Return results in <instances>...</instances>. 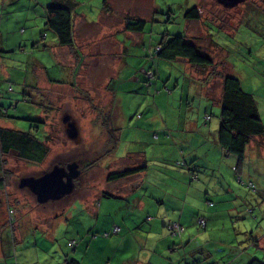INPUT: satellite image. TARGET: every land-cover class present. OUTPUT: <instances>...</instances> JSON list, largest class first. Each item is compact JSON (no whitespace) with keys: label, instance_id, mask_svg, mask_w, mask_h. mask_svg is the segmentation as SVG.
<instances>
[{"label":"rangeland","instance_id":"rangeland-1","mask_svg":"<svg viewBox=\"0 0 264 264\" xmlns=\"http://www.w3.org/2000/svg\"><path fill=\"white\" fill-rule=\"evenodd\" d=\"M48 1L0 0V34L17 31V36L21 37L25 30L26 38L34 31V44L30 42V51L21 54L25 63L33 67L34 64L39 66L38 60L40 62L39 72L33 76L34 70L29 66L25 83H9L12 90L9 85L6 87L16 106L11 111L16 120L10 127L39 126L34 122L39 118L29 117L28 113L39 115L46 121L43 134H47L49 146L47 156L40 163L20 160L14 153L6 156L7 167L14 170L15 177L0 189L4 198V202L0 198V204H6L9 199L7 205L12 206L13 201L21 205L34 197L28 187L18 185L20 176L40 175L54 163L73 159L87 161L81 168L96 167L76 178V188L63 196L67 202L52 209L45 220L41 218L42 222L32 219V213L13 220L8 214L7 222L0 223V264H59L66 255L76 257L80 264H128L136 258L153 264H247L252 256L264 259L263 246L254 243L264 232V216L256 217L253 209L255 202L261 200L258 192H254L257 199L247 198L246 209H241L243 199L236 191L227 192L221 211L228 210L230 205L242 211L238 217L235 213L232 219H227L224 227V220L218 218L205 230L198 218L205 219L206 207L200 203L187 205L194 210L196 223L184 226V231L174 236V246L165 239H157L163 234L161 229L148 228V219L159 216L156 211L135 209L126 202L130 196L128 200L132 203L135 186L141 180L137 192L148 190L156 198L162 195L166 200L174 189L171 182H185L186 186L211 182L206 190L202 188L205 205L214 203L208 204L207 200H215V192L224 194L228 190L226 182L245 183L258 176L264 180V145L253 141L247 145L246 154L255 162L250 168L252 175L247 176L245 157L227 151L216 141L224 74L238 78L242 89L253 95L264 121V0H245L231 8L215 0H111L114 8L125 11L119 12L122 16L118 18L121 19L118 25L122 20L145 21L142 30L146 36L145 48L141 50V45L129 38L128 30L125 32L124 27L119 29L114 24L105 35L106 43L100 44L99 54L86 56L79 49L76 57L80 60L74 66L61 54L64 50L59 48L63 47L56 44L54 33L45 25ZM75 2L78 4L74 16L82 17L81 26L88 35L105 31L102 22L91 19L97 16L103 0ZM193 9H197L199 18L187 17ZM114 16L117 14L111 8L110 21ZM173 35H183L186 42L208 55L212 64L204 68L191 64L185 57L167 59L157 54L160 41ZM116 38L123 39L122 43L129 50L114 60L116 45L112 41ZM55 47L61 62L54 56ZM10 70L3 73L4 77L25 72L20 68ZM140 74L144 75V82ZM48 77L57 80L50 83ZM2 85H6L4 80ZM12 101L5 99L2 103ZM66 111L80 126L82 141L79 144L64 133L61 118ZM145 119L150 121V131H142L143 138L140 132L134 131ZM112 146V152H107ZM256 148L262 153L259 157ZM195 156L198 164H195L196 172L191 173L187 165L188 161L194 162ZM238 160L242 162L240 173L236 170ZM139 166L145 169L141 174L134 173L113 182L106 179L109 173ZM86 190L90 194L86 195ZM105 190L110 196H104ZM261 194L260 204L264 210V194ZM103 197L105 201L101 204ZM171 205L163 204V210ZM6 209L5 206V214ZM35 211L36 208L33 213ZM114 223L121 229L108 234ZM204 230L207 233H202ZM229 233L231 244L227 248H233L232 251H224L222 258H217L215 253L209 258L208 247L221 249L220 238H227ZM77 245L80 248L76 249ZM40 248L48 251L38 250Z\"/></svg>","mask_w":264,"mask_h":264},{"label":"crops","instance_id":"crops-1","mask_svg":"<svg viewBox=\"0 0 264 264\" xmlns=\"http://www.w3.org/2000/svg\"><path fill=\"white\" fill-rule=\"evenodd\" d=\"M50 4H60V5H64L67 6L73 13V27H74V39H75V48L73 50H69L68 48H59L64 50L61 54L65 55L66 57H68L70 60V64L72 66L77 65L78 61L80 59H78L76 57V52L79 51V49L82 50L83 55H89L92 54L93 56L98 55L99 52L101 51V47L100 44L101 43H106V33L110 32V27L114 24H116V27H118L119 29H122L124 27V30H126L125 32H127L128 29H126V21L122 20V23L120 25H118V18H121V14L119 12L124 11V10H120L119 8H114V4H112L111 0H106L103 1L102 3V7L99 9L100 11L98 12L96 17L91 16V19L93 20H98L100 22L103 23V25L105 26V31L100 32L97 35L94 34H87L85 32V30L82 28L81 24H82V17L79 15H75L74 16V12H75V8L77 6L78 3L75 2V0H49L46 5H50ZM118 5V4H117ZM114 10L117 14V16H114L111 18L110 21V10ZM125 12V11H124ZM109 16L108 19H105V17ZM77 17H80L79 19ZM117 17V18H116ZM129 33H131V35L129 36L130 39H133L134 44H138L141 45V50H143L145 48V34L141 33L140 31H132V30H128ZM17 31H6L5 33L0 34V46L2 49L7 50L9 53L7 54H3L0 55V92L2 91V97L4 98H8L11 101L13 100L12 98V94H9V91L6 87H8L9 83L12 84H22L25 83L27 81L26 77L27 74H24V72H20L19 74L13 76L12 74L10 76H5L3 75V73H5L6 71H10V69H15V68H20L22 70H24L25 68L23 67V65L25 64L24 61V56L23 54H21L23 47L24 48H29V43L33 42L34 40V31H32V33L27 34L26 38H24L25 35V30L23 31V33H21V37L17 36ZM116 47H115V52H114V57L113 59L116 60L118 58H120L126 50H129L128 47L125 45V43L123 42V39L121 38H116L115 40L112 41ZM140 50V52H141ZM55 51H56V58L59 59L57 57V47H55ZM24 53V52H23ZM59 61L61 62L62 60L59 59ZM118 65L115 64L114 69L117 70ZM192 69L193 66H190ZM36 71L39 72V69L36 68ZM194 71H199L197 69L194 68ZM119 73L121 71H118ZM141 75V74H140ZM143 75V74H142ZM141 75V76H142ZM144 76V75H143ZM143 82L145 80V78H143ZM140 78L137 79V82H140ZM3 80L5 81V87L2 85ZM15 80V81H13ZM43 82V80L41 81ZM14 86V85H13ZM110 87V86H109ZM116 91H121L119 89H117ZM221 94V93H220ZM2 101H4L3 99H1V103ZM260 113V112H259ZM262 119V118H261ZM11 121V120H10ZM264 121L262 120V123ZM3 125H9L12 124L9 122V120H2ZM150 121H148V119H145L142 121V123L140 122L139 126L136 127V131H134L135 133H141L142 131H150V127H149ZM197 124V123H196ZM199 124V122H198ZM264 125V123H263ZM210 126V125H208ZM131 128H133L132 126H130ZM219 129V128H218ZM156 135H159L158 133H153ZM218 136V130H217V134H216V141H218L217 139ZM134 137H137V135H135ZM142 137H144V135L142 134ZM140 138V137H137ZM154 138V137H153ZM155 139V138H154ZM156 140V139H155ZM252 143L255 144H261L264 145V136L258 135L256 138H254ZM251 145V144H248ZM257 145H255L256 147ZM247 148V147H246ZM206 150H208V148H206ZM256 151H258V157L259 155H262V153H260L259 148H256ZM264 153V150H263ZM142 157H145L146 154H141ZM245 161H246V166H247V171H245V174L247 176H251V172H250V168L251 166L254 167L255 162L252 163V160H250V156L248 154H246V150H245ZM243 157V158H244ZM196 156L194 158H192V161H188L189 165L188 168L191 171V173L196 172V163L198 164V161H196ZM186 161V163H188ZM242 162H240V160H238V163L236 165V170L239 172L243 171L242 170ZM252 163V164H251ZM135 168H140V170L134 172L136 173V175L141 174L142 172H144V166H139V167H135ZM239 172V173H240ZM254 172V171H253ZM132 173V174H134ZM131 175V174H129ZM129 175H125L122 177H126ZM197 177V175H195ZM239 176V175H238ZM121 178V177H120ZM107 179V178H106ZM108 180V179H107ZM117 179H113V180H108V182H113ZM143 182V180L139 181L137 183V185L135 186V192L133 193V197H132V203L128 200L130 198V196L126 199V202L128 204H132V208L135 209H140V210H146V211H156V213L159 215L158 217H150V219H148L149 225L148 228L152 229H161V233H163L161 236H159L157 239L160 240V238L165 239L168 241V243L171 245L174 244V236H172L167 228V223L169 220H175L177 219V221H179L180 223H182L185 228L188 225H192L193 223H196V216H194V210L191 208V206H187V205H191L192 203H200L203 207H206L205 210V214L204 217L206 219V224H205V230L208 226V224L210 222H212L213 220H216L218 218H222L223 221V227L225 226V224L227 223V219H232L233 214L238 213L237 215H235L236 217L239 216L240 211H242L241 209H246V204L248 203L247 198L249 196H253V199H257L256 194L254 192H258V194L261 196V200H257L255 203H257L254 206V210H256V217H258L259 214H261L262 216H264V210H262L261 207V201L263 199V195L261 193L264 194V180L262 179L261 176H258V178H256V180L251 181L250 182H255L257 184V188L251 189L247 184L248 182L245 183H241V182H226L228 190L224 191V194H218V193H214V197L215 200L210 199L212 201V205H205V203L202 201V196H203V189L205 188V190L210 186L211 182H196L194 184H191L190 186H186L185 182H171V185L174 187L173 191L170 192L168 194V199L166 200L165 197H163L162 195L158 196L157 198L154 196L153 193H150L148 190H144L142 193L137 192L138 187L140 186V184ZM219 183V186L222 185V182H217ZM125 184H123L124 186ZM2 189V188H0ZM236 191V195L237 196H241L243 199V205L241 207V209L239 207H234L232 205H230L228 207V210L226 211H221V206L223 205V202H225L228 198L227 192H233ZM137 192V193H136ZM0 193H2L0 191ZM90 194L87 190L85 192L86 195ZM109 191L105 190V194L104 196H110V194H108ZM250 194H254V195H250ZM258 195V196H259ZM1 198V195H0ZM65 197H62L61 199H55V201H47L44 203H35V197H31V199L29 200H25V202H28L27 208H25L23 206L24 203H21V205H15L14 206V212L16 214V216H19L22 212H26L27 213H32V219H37L39 220V222H42V220H45L44 217H46L47 215H49L52 211V209H54L56 206L61 207V204L66 203L67 201L64 200ZM4 202V198H1ZM64 200L61 201L60 200ZM34 200V202H32ZM105 201V198L103 197L101 204ZM57 202V203H56ZM51 203H53L54 205H51ZM165 203H172L171 208L168 207L167 210H163V204ZM210 204V203H208ZM4 206V208H3ZM49 206V207H48ZM36 208L35 213L34 209ZM40 208V209H39ZM195 209V208H194ZM227 209V208H226ZM251 208H249V210H253ZM12 213V217L15 218V215ZM106 213V212H105ZM200 215V214H197ZM42 218V220H41ZM5 219V203L4 204H0V223L3 222ZM138 229L142 230L143 228L138 227ZM218 229V228H217ZM205 230L202 233H207L205 232ZM261 230V229H260ZM245 231V230H244ZM231 232V230H230ZM85 238V237H84ZM83 238V239H84ZM85 240V239H84ZM83 240V241H84ZM90 240H92V238H90ZM70 240H68L69 243ZM231 241V234L229 233V236L227 238H220V248L223 249V252L220 253L221 249L219 248H210L208 247V252L210 253V257H214V253L215 256H217V258H222L224 257V251H226L227 249L232 251L233 248H227L228 244ZM82 243V242H81ZM80 243V244H81ZM254 243L262 245L264 248V232H262V234L255 239ZM90 245V243H88ZM207 245V244H206ZM77 248H80V245ZM38 250H41L43 252L48 251L47 248H40ZM214 252H213V251ZM212 251V252H211ZM28 252V251H27ZM192 252V251H191ZM218 254V255H217ZM229 255L226 254V256ZM68 259L70 258H74L76 260L79 261V259H77L76 257H73L72 255H66ZM65 256V258H66ZM64 258V259H65ZM208 258V259H209ZM51 259H53L51 257ZM64 261V260H63ZM62 261V262H63ZM140 262H144L145 264H153L148 260H143L141 259H132V261H130V264H140ZM61 263V262H59ZM80 264V263H79Z\"/></svg>","mask_w":264,"mask_h":264},{"label":"trees","instance_id":"trees-1","mask_svg":"<svg viewBox=\"0 0 264 264\" xmlns=\"http://www.w3.org/2000/svg\"><path fill=\"white\" fill-rule=\"evenodd\" d=\"M199 16L200 15L197 9H193L188 13L187 17L199 18ZM166 18L168 19L169 16L166 15ZM144 24L145 21L143 19H138L135 23H129L127 20L126 29L140 31L142 33V30L145 26ZM45 25L49 27V29L54 33L53 34L51 32L54 35L55 42L59 47L68 48L69 50H73L75 48L73 13L67 6L60 4L47 5ZM34 42L35 41L32 42V45ZM29 51V48H23L21 52L28 53ZM156 51L157 54L167 59L185 57L191 64L202 66L204 68H207L213 62L208 55L200 53L195 45L186 42L183 35H173L170 38L164 37L160 41ZM7 53L9 52L5 49H2L0 46V55ZM33 56L36 60H38V57L35 56L34 53ZM54 56L56 57L55 53ZM57 63L58 62L56 61L55 64ZM38 64L40 66L39 60ZM29 66L34 70L32 73L33 76V74L36 73V67L39 68V66L34 64L35 67H33V64L25 63L23 65V67L26 68L24 69V74L29 72ZM44 75L47 79V74L44 73ZM26 79H28V75ZM48 79L50 83L57 80L50 77H48ZM12 89V84H9V90ZM1 94L2 91L0 92V101L1 99L10 100L8 98L2 97L3 94ZM221 99L222 111L220 114V125L217 136L218 142L227 151L234 153L239 157H244L246 147L251 142V140L256 138L258 135L264 136V125L257 109L256 102L252 94L242 89L238 78L226 74L222 75ZM13 108H16V106L13 104V101L9 102L8 104L0 102V119L9 120V122L15 123L16 118L12 115L13 112H11ZM28 114L29 117L39 118L34 119V122L39 124V126L32 124L29 125L27 129H16L10 127L9 125H0V188L6 187V185L9 184V182L11 183L12 179L15 177L14 170L7 167L8 160L6 159V156L14 153L20 160L40 163L45 159L49 152V146L46 143L47 134H43L46 121L40 119L39 115L34 116L33 113ZM115 143L117 142L115 141ZM90 163L92 162H89V164ZM135 171L136 170H126L117 172L110 174L108 177L110 179L118 178ZM83 172H86V170H83ZM75 184L77 185L78 182H75ZM8 203L9 199H6L5 206L7 209L4 223L7 222L9 213L11 214V219H14V217H12L11 211L15 217H23L24 214H26V212H22L19 216H16L14 212V201L12 206L7 205ZM23 203V206L27 208L28 203ZM204 221V223L198 222L202 225H205L206 220L204 219ZM175 222L181 227L180 230H178L173 225ZM166 226L172 236H177L181 233V231H184V225L177 220H169ZM174 245L175 243L173 246ZM79 263L80 262L74 258L68 259L66 257L64 261L59 264ZM247 264H264V259L257 256H252Z\"/></svg>","mask_w":264,"mask_h":264},{"label":"water","instance_id":"water-1","mask_svg":"<svg viewBox=\"0 0 264 264\" xmlns=\"http://www.w3.org/2000/svg\"><path fill=\"white\" fill-rule=\"evenodd\" d=\"M226 8L237 6L245 0H215ZM65 135L75 143L81 142L80 127L77 119L68 111L62 115ZM80 175V163L77 160L65 165L54 163L52 167L40 175H23L18 184L28 187L37 201L45 202L58 199L73 191L75 178Z\"/></svg>","mask_w":264,"mask_h":264},{"label":"clouds","instance_id":"clouds-1","mask_svg":"<svg viewBox=\"0 0 264 264\" xmlns=\"http://www.w3.org/2000/svg\"><path fill=\"white\" fill-rule=\"evenodd\" d=\"M244 2V1H243ZM235 7V6H234ZM80 127V126H79ZM110 132L112 133V130H110ZM80 135H81V130H80ZM71 140V139H70ZM81 141H82V137H81ZM75 143V142H74ZM80 143V142H79ZM79 143H77V144H79ZM110 150V152H112V150H113V146H112V148H109L108 150H107V152ZM110 154V153H109ZM73 160H76V159H73ZM72 161V160H71ZM79 163H80V175L78 176V177H81V176H84V175H86V174H88V173H90V171L93 169V168H95L96 167V165H93V166H90V167H86V168H81V166L83 165V163L84 162H87V161H80V160H77ZM69 162V161H68ZM91 162H93V160L91 161ZM67 163V162H66ZM65 163V164H66ZM65 164H62V165H65ZM88 165H90L89 163H87ZM49 170V169H48ZM83 170H86V172H83ZM126 170H136V171H138V170H140V168H129V169H122V170H118L117 172H122V171H126ZM47 171V170H46ZM135 171V172H136ZM117 172H113V173H117ZM113 173H109V174H107L106 175V178L108 179V180H113V179H117V178H112V179H110L108 176L110 175V174H113ZM134 173V172H133ZM129 174H132V173H129ZM129 174H126V175H129ZM94 176H96V175H94ZM123 176H125V175H123ZM77 177V178H78ZM120 177H122V176H120ZM120 177H118V178H120ZM193 178H194V175H193ZM238 178H239V180L241 181V177L240 176H238ZM19 182V181H18ZM74 182H76V178H75V180H74ZM253 184H255L254 182H252ZM19 185V184H18ZM20 186V185H19ZM76 184H75V186H74V189L76 188ZM21 187H24V186H21ZM249 187H251L250 185H249ZM251 188H253L254 190L257 188L256 186H254V187H251ZM73 189V190H74ZM108 194H111L110 192L108 193ZM64 196V195H63ZM62 196V197H63ZM34 197H35V199H36V196H35V194H34ZM61 197V198H62ZM61 198H58V199H61ZM50 200H55V199H50ZM50 200H48V201H50ZM208 200H210V199H208ZM37 203H44V202H39V201H37V199L35 200ZM45 202H47V201H45ZM115 224H117V223H114L113 225H112V229H109L108 231H107V233L108 234H110V233H112V231H113V227H114V225ZM118 226H119V230L121 229V226L119 225V224H117ZM118 230V231H119ZM118 231H116V232H118Z\"/></svg>","mask_w":264,"mask_h":264},{"label":"built area","instance_id":"built-area-1","mask_svg":"<svg viewBox=\"0 0 264 264\" xmlns=\"http://www.w3.org/2000/svg\"><path fill=\"white\" fill-rule=\"evenodd\" d=\"M248 185H250L251 187H254L255 186V184H253L252 182H248ZM208 201V203H211L212 201L211 200H207ZM198 221L199 222H202V223H204L205 221H204V219L202 218V217H199L198 218ZM173 225L178 229V230H180V226H178V224L175 222V223H173ZM119 230V226L117 225V224H115L114 225V227H113V231L114 232H116V231H118Z\"/></svg>","mask_w":264,"mask_h":264},{"label":"flooded vegetation","instance_id":"flooded-vegetation-1","mask_svg":"<svg viewBox=\"0 0 264 264\" xmlns=\"http://www.w3.org/2000/svg\"><path fill=\"white\" fill-rule=\"evenodd\" d=\"M66 163V162H65ZM65 163H60V164H65Z\"/></svg>","mask_w":264,"mask_h":264}]
</instances>
